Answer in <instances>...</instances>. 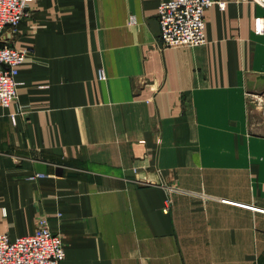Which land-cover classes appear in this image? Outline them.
I'll use <instances>...</instances> for the list:
<instances>
[{"label":"crops","instance_id":"0c3cea01","mask_svg":"<svg viewBox=\"0 0 264 264\" xmlns=\"http://www.w3.org/2000/svg\"><path fill=\"white\" fill-rule=\"evenodd\" d=\"M161 1L32 0L4 33L30 54L0 107V234L46 217L61 264H264V7L215 0L204 45L162 50Z\"/></svg>","mask_w":264,"mask_h":264},{"label":"built area","instance_id":"2783aa9c","mask_svg":"<svg viewBox=\"0 0 264 264\" xmlns=\"http://www.w3.org/2000/svg\"><path fill=\"white\" fill-rule=\"evenodd\" d=\"M31 1L0 0V107L3 108L17 100L20 85L17 76L30 54L29 49L14 47L10 40L4 37V33L7 32L12 37L17 33L19 23L28 14ZM251 1L264 7V0ZM215 3L220 9L225 8V3L215 0L161 1L157 13L160 48L165 50L204 45L206 11ZM134 22L135 18L131 17V23ZM105 78L101 69L99 79ZM40 176L43 174H35L30 179L34 180ZM58 216L61 217V214ZM64 259L63 240L51 230L46 217L38 220L37 229L31 235L11 239L7 234H0V264H61Z\"/></svg>","mask_w":264,"mask_h":264},{"label":"water","instance_id":"95a60500","mask_svg":"<svg viewBox=\"0 0 264 264\" xmlns=\"http://www.w3.org/2000/svg\"><path fill=\"white\" fill-rule=\"evenodd\" d=\"M256 82H259V83H264V76H259L257 79H256ZM255 83L254 82H250L249 84H248V86L249 87H252L253 85H254ZM251 89V88H250Z\"/></svg>","mask_w":264,"mask_h":264}]
</instances>
